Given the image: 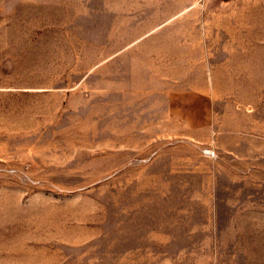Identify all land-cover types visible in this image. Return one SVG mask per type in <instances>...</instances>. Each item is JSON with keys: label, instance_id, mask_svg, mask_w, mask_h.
Masks as SVG:
<instances>
[{"label": "rangeland", "instance_id": "rangeland-1", "mask_svg": "<svg viewBox=\"0 0 264 264\" xmlns=\"http://www.w3.org/2000/svg\"><path fill=\"white\" fill-rule=\"evenodd\" d=\"M0 264H264V0H0Z\"/></svg>", "mask_w": 264, "mask_h": 264}]
</instances>
